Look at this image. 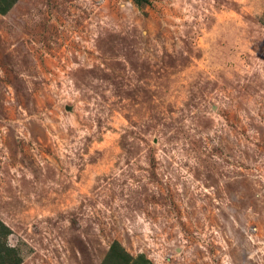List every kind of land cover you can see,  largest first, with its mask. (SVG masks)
Masks as SVG:
<instances>
[{
    "label": "rangeland",
    "instance_id": "1",
    "mask_svg": "<svg viewBox=\"0 0 264 264\" xmlns=\"http://www.w3.org/2000/svg\"><path fill=\"white\" fill-rule=\"evenodd\" d=\"M0 226L19 264H264V0H16Z\"/></svg>",
    "mask_w": 264,
    "mask_h": 264
},
{
    "label": "trees",
    "instance_id": "2",
    "mask_svg": "<svg viewBox=\"0 0 264 264\" xmlns=\"http://www.w3.org/2000/svg\"><path fill=\"white\" fill-rule=\"evenodd\" d=\"M16 0H0V14L6 13L14 4ZM9 233L8 231H5L4 227L0 226V237L4 235L6 237V234ZM15 251L8 246L5 245L3 240H0V264H19L20 259L14 258ZM111 255V254H110ZM125 255V254H124ZM109 256V255H108ZM123 255L116 256V253L114 254L113 258H117L118 261L123 262V264H126V260L122 257Z\"/></svg>",
    "mask_w": 264,
    "mask_h": 264
}]
</instances>
